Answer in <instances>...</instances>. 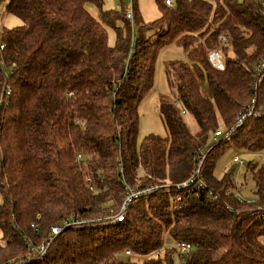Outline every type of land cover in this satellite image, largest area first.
<instances>
[{"label": "trees", "instance_id": "trees-1", "mask_svg": "<svg viewBox=\"0 0 264 264\" xmlns=\"http://www.w3.org/2000/svg\"><path fill=\"white\" fill-rule=\"evenodd\" d=\"M156 3L153 39L137 28L134 42L125 9L103 10L102 0L5 3L22 24L2 30L0 49V62L10 67L6 76L0 70V264L25 256L27 237L39 243L62 220L117 211L121 174L132 185L169 186L134 200L122 222L65 229L27 264L171 263L175 250L162 249L165 234L192 245L186 264H264V7L255 0ZM136 14L133 2L137 23ZM222 33L228 41L218 69L209 52ZM172 39L185 54L167 62L181 108L160 98L166 135L138 143L137 106L152 86L157 49ZM254 98L256 114L214 144L212 131L228 129ZM183 112L194 118L196 134ZM231 147L263 155L247 163L250 194L232 191L239 163L213 173ZM200 161L196 180L179 186ZM126 248L146 257L125 256Z\"/></svg>", "mask_w": 264, "mask_h": 264}, {"label": "rangeland", "instance_id": "rangeland-1", "mask_svg": "<svg viewBox=\"0 0 264 264\" xmlns=\"http://www.w3.org/2000/svg\"><path fill=\"white\" fill-rule=\"evenodd\" d=\"M6 2L7 0H0V32H2L3 29L8 30L22 24L20 18L6 11ZM133 2L135 3V10L137 12L136 19H138V21L137 23L134 22V19H132L131 21L130 35L133 39L132 42H134V36L137 33V28L140 29L145 37H148L152 40L155 34V30L151 26V23L158 19L161 14L158 4L156 3V0H133ZM128 3L129 0H102V9L108 11L114 10L115 6L118 4L126 9ZM87 8L91 12V14H93L98 20H100L99 8L95 3L88 4ZM118 21L119 20H117V22ZM105 29L107 33V41L109 44L113 45L115 43V32L112 27L107 25L105 26ZM0 41H2V35L0 36ZM183 58H185V54L182 48L176 44V41L174 39L166 42L165 44H162L157 49L153 63L154 76L152 86L147 94H145L139 101L137 106L138 128L136 140L138 143H140L148 134H156L159 136L166 135V130L161 121L158 110L160 98L165 97L166 99L172 101L178 109L181 108L180 103L175 98V87L173 85L174 83H172L170 80V71L167 67V62L168 60ZM0 70L1 74H4L6 76L10 70V67L3 61H1ZM5 88L8 89V87ZM2 98V92H0V104L3 100ZM182 117L191 133L196 134L198 131V127L192 115L188 112H183ZM233 155H238L242 160V163L240 165H237L234 171L237 180L236 187L238 191H241V193L250 194L252 183L249 177V169L247 168V163L249 161L260 160L262 159L263 155L260 152L241 151L236 149L235 147L226 149L219 155L216 160L213 171L216 177L222 176V174L231 167L233 163ZM244 175L247 179L245 180V182L243 177ZM247 197L250 196L247 195ZM1 235L2 234L0 231V242L2 241ZM175 243L176 241H173L165 234L162 249L174 247ZM162 249L153 253V256H157L158 254L162 255ZM145 257L146 256L141 255L139 258ZM158 264H180V259L178 254L175 252L171 263L161 261Z\"/></svg>", "mask_w": 264, "mask_h": 264}, {"label": "built area", "instance_id": "built-area-1", "mask_svg": "<svg viewBox=\"0 0 264 264\" xmlns=\"http://www.w3.org/2000/svg\"><path fill=\"white\" fill-rule=\"evenodd\" d=\"M255 1H257L258 3H260L261 6L264 7V0H255ZM164 4L171 6L172 0H164ZM121 9H122V6H120L119 4L115 6L116 11H120ZM263 12H264V9H263ZM124 16L130 22L132 21L133 19V0H129L128 6L124 12ZM1 35H2V32H0V36ZM219 41H220L219 45L211 49V51L209 52V61L216 68L223 69L224 64H223V59L221 56V48L228 41L225 33H222L219 35ZM3 45L4 44L2 40L0 41V49H2ZM260 71H261L260 69L257 70L256 77H258V74L260 73ZM69 94H72V92H70ZM254 104H255V98L251 101L250 107L246 111H243L242 113H240L236 122L232 124L228 129L223 130L222 128H216L215 130H213L212 137H213L214 144L217 143L221 137L227 138L244 121V119L247 116L256 114L255 112L253 113ZM262 107L264 108V95L262 99ZM83 157L84 155L82 151H78L76 153L77 160L83 159ZM203 157L204 155L202 156V158ZM202 158H201V161H202ZM201 161L198 167L191 173L190 177L187 180L179 183L178 184L179 186H184V187L188 186L189 183L196 180V177L199 175V167H200ZM232 161L237 162L239 164L242 163V160L239 158L238 155H233ZM87 180H89V177H87ZM121 181L123 183L124 196L121 201L120 207L117 211H115L113 208H109L108 212L98 217L82 218V217H79L78 215H75L68 219L62 220L58 222L56 225L51 226L50 232L48 233V235L44 238V240H42L39 243H35L31 238L27 237L26 238L27 253L25 254V256L17 258L11 264H27L30 261H32V259L34 258L39 259L43 257L46 254V251L50 243L55 238V236H57L59 233H61L67 228L82 227L90 222H99V223L101 222H122L125 216V211H126L127 206L131 204L134 200H137L141 197H146L147 195L154 193L157 189H159L162 186H169V183L162 184V185L161 184H150V185H144V186L132 185L125 180L122 174H121ZM198 184L202 186H206L205 182L202 179H198ZM232 191L235 194H238V189L236 187V184L234 185ZM238 197L240 198L241 196H238ZM177 200H181V197L178 196ZM31 226L34 227V225H31ZM34 229L36 230V228ZM173 248L179 256L180 264H186L185 256L191 252L192 245L189 242L178 240L176 241L175 246ZM122 253L128 257H140L141 256L139 254L134 253L128 248L124 249Z\"/></svg>", "mask_w": 264, "mask_h": 264}]
</instances>
